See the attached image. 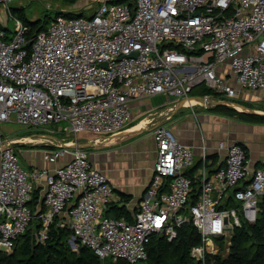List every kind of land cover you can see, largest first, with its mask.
<instances>
[{
  "label": "built area",
  "instance_id": "built-area-1",
  "mask_svg": "<svg viewBox=\"0 0 264 264\" xmlns=\"http://www.w3.org/2000/svg\"><path fill=\"white\" fill-rule=\"evenodd\" d=\"M11 2L0 0L14 20L9 30L0 19V252H11L34 218L44 240L60 216L72 248L88 246L102 259L144 261L154 236L172 241L189 223L200 235L190 251L197 262L227 257L236 228L257 221L264 195V164L251 171L243 144L218 142L222 166L206 148L196 162L193 148L157 125L152 178L128 221L106 215L113 187L79 139L92 133L96 144L120 133L136 99L163 94L180 108L204 85L214 91L199 96L205 106L238 108L241 93L263 90L264 0H98L89 18L58 14L35 34ZM12 122L40 128L30 143H52L42 158L62 164L24 168L25 142L3 132ZM56 130L72 140L55 139Z\"/></svg>",
  "mask_w": 264,
  "mask_h": 264
},
{
  "label": "crops",
  "instance_id": "crops-1",
  "mask_svg": "<svg viewBox=\"0 0 264 264\" xmlns=\"http://www.w3.org/2000/svg\"><path fill=\"white\" fill-rule=\"evenodd\" d=\"M94 1L98 3V0ZM194 99L204 101V98L191 100ZM167 100L168 97L163 94L134 100L131 121L120 133L101 140L99 144H91L95 137L92 133L80 137L79 142L85 146L93 165L107 175L113 187V200L109 208L114 204L122 205V194H125L131 198L127 209L134 217L141 196L152 178L156 158L153 130L157 125L170 127L181 142L193 148L196 162L206 148L208 156L222 166L225 154L217 146L220 140H225L241 143L247 148L251 171L264 164V123L211 111L210 107L215 106L212 103L208 106L198 104L176 108ZM235 101L241 107L235 108L238 111L264 115V89L243 92ZM31 149L23 150V157L29 162L27 169L53 168L62 164V160L58 163L45 161L42 158L44 147L39 154L31 153Z\"/></svg>",
  "mask_w": 264,
  "mask_h": 264
},
{
  "label": "trees",
  "instance_id": "trees-1",
  "mask_svg": "<svg viewBox=\"0 0 264 264\" xmlns=\"http://www.w3.org/2000/svg\"><path fill=\"white\" fill-rule=\"evenodd\" d=\"M77 2L78 0H70ZM132 4L133 0H117ZM14 16L22 19L31 27V34L46 29L50 24V16L45 14L37 20H31L22 8L11 9ZM75 12L59 11L58 14L71 16ZM78 12L75 14H81ZM213 95L214 91L200 85L193 89L191 96ZM211 111L229 116H238L241 120L264 123V115L238 111L233 107L217 104ZM43 148L53 146L41 145ZM122 205L114 204L106 210V215L132 221L131 212L127 209L130 196L122 194ZM40 191L35 190L32 207L39 202ZM235 205V204H233ZM60 216L50 223L47 236L39 240L37 235L41 229V221L34 218L27 230L15 242L11 252H0V264H130L125 260L114 261L112 258H100L90 247L79 245L73 249L70 238L73 234L68 227L59 224ZM200 243V235L193 224L189 223L179 230L176 239L169 241L165 236H154L147 246L148 257L143 264H201L190 254L191 248ZM207 264H264V195L259 202L257 221L254 224L243 223L236 228L230 252L227 257L208 255ZM136 264H140L136 263Z\"/></svg>",
  "mask_w": 264,
  "mask_h": 264
},
{
  "label": "rangeland",
  "instance_id": "rangeland-1",
  "mask_svg": "<svg viewBox=\"0 0 264 264\" xmlns=\"http://www.w3.org/2000/svg\"><path fill=\"white\" fill-rule=\"evenodd\" d=\"M86 1L78 0L77 2L73 3L70 0H12L9 6H10V9L22 8L24 13L31 20H37L40 17H44L45 14H48L50 16V19H51L50 22H51L52 19L56 16V14L59 11H65V12L69 11V12H75V13L82 12L81 14L73 13L71 14V16H83L85 18H89L92 15V13H94V11L96 10L99 4L96 3L94 0H91V1L88 0V3H86ZM1 8L2 6L0 5L1 17L2 19H6L7 21L6 27L9 30H12L14 28V20ZM57 125L58 127L60 126V124H57ZM2 127H3V132L5 136L12 137V138L33 136V135H36L37 132L40 131V128H30V127L22 126V125L17 124L16 122L3 124ZM58 127L56 129H58ZM48 134H51V133H48ZM52 135L54 136L55 139L61 142H69L72 140L71 137H66L64 133L59 132L58 130H56L55 133H52ZM43 145H46V144H43ZM39 146L41 145L40 144L34 145V143H30V142H25L19 146L18 149H19L20 160L24 168L28 167L29 162L26 159H24L25 157H23V150L35 148V149H31V153L35 152L36 154H39L43 150V148H40ZM47 146H54V145L52 143H48ZM21 151H22V154H21ZM37 157H39V155H37ZM140 264H143V263L140 262Z\"/></svg>",
  "mask_w": 264,
  "mask_h": 264
},
{
  "label": "bare ground",
  "instance_id": "bare-ground-1",
  "mask_svg": "<svg viewBox=\"0 0 264 264\" xmlns=\"http://www.w3.org/2000/svg\"><path fill=\"white\" fill-rule=\"evenodd\" d=\"M198 104H200V105H204L205 106V104H207V102H205V100L204 101H202V100H197V99H194V100H184V101H182V106L183 107H186V106H196V105H198ZM238 106V108H241L239 105H237ZM142 124H144V123H142ZM142 124H139L140 126H142ZM22 139V142H33V141H35L36 139L34 138V137H32V136H28V137H22L21 138ZM39 140V139H38Z\"/></svg>",
  "mask_w": 264,
  "mask_h": 264
},
{
  "label": "water",
  "instance_id": "water-1",
  "mask_svg": "<svg viewBox=\"0 0 264 264\" xmlns=\"http://www.w3.org/2000/svg\"><path fill=\"white\" fill-rule=\"evenodd\" d=\"M197 98H199V97H197ZM74 244H75V242H74V241H72V242H71V246H73Z\"/></svg>",
  "mask_w": 264,
  "mask_h": 264
}]
</instances>
